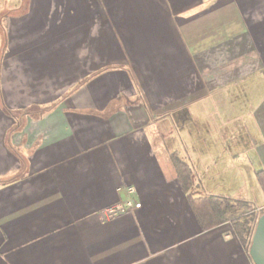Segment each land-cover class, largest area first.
<instances>
[{"label": "crops", "instance_id": "crops-1", "mask_svg": "<svg viewBox=\"0 0 264 264\" xmlns=\"http://www.w3.org/2000/svg\"><path fill=\"white\" fill-rule=\"evenodd\" d=\"M21 4L0 0V264H253L170 154L193 197L264 208V0Z\"/></svg>", "mask_w": 264, "mask_h": 264}, {"label": "trees", "instance_id": "trees-1", "mask_svg": "<svg viewBox=\"0 0 264 264\" xmlns=\"http://www.w3.org/2000/svg\"><path fill=\"white\" fill-rule=\"evenodd\" d=\"M25 7L26 0H22L20 11L22 12ZM0 37L4 40V30L1 26ZM53 106L54 105H51L42 109L41 113L47 112ZM14 116L17 118V122L9 132L8 137H10L12 132L20 128V120H18L16 115ZM10 147L13 149L15 154H17L19 159L24 161L21 154L11 144ZM170 163L183 191L187 194V199L201 228L206 230L222 223L229 222L232 226L234 234L242 243L248 254L255 222L260 215H258L255 211V206L250 201L245 199L234 198L222 194H205L204 196L193 197L189 193V189L192 186V169L190 165L181 160L177 156L176 152L170 154ZM14 178L15 177L12 176L0 179V183L12 181ZM255 178L264 197V168L255 172ZM263 212L264 208L261 213Z\"/></svg>", "mask_w": 264, "mask_h": 264}, {"label": "water", "instance_id": "water-1", "mask_svg": "<svg viewBox=\"0 0 264 264\" xmlns=\"http://www.w3.org/2000/svg\"><path fill=\"white\" fill-rule=\"evenodd\" d=\"M248 254L253 264H264V212L255 222Z\"/></svg>", "mask_w": 264, "mask_h": 264}, {"label": "built area", "instance_id": "built-area-1", "mask_svg": "<svg viewBox=\"0 0 264 264\" xmlns=\"http://www.w3.org/2000/svg\"><path fill=\"white\" fill-rule=\"evenodd\" d=\"M126 192L128 194L134 193V188L131 186L126 187ZM140 206V203L135 201L134 198L129 196L124 203L115 204L113 206L107 207L102 210L101 214L103 218L110 219L117 215H121L123 213H126L134 208H137Z\"/></svg>", "mask_w": 264, "mask_h": 264}, {"label": "rangeland", "instance_id": "rangeland-1", "mask_svg": "<svg viewBox=\"0 0 264 264\" xmlns=\"http://www.w3.org/2000/svg\"><path fill=\"white\" fill-rule=\"evenodd\" d=\"M261 195H262V193H261ZM225 196H226V195H225ZM262 210H263V208H262V209H255V211L257 212L258 215H259V214H262V213H261Z\"/></svg>", "mask_w": 264, "mask_h": 264}]
</instances>
